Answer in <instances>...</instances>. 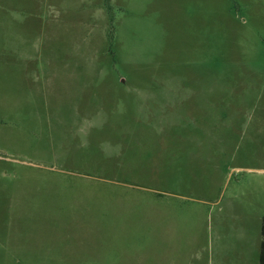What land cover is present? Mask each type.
<instances>
[{
    "label": "rangeland",
    "instance_id": "rangeland-1",
    "mask_svg": "<svg viewBox=\"0 0 264 264\" xmlns=\"http://www.w3.org/2000/svg\"><path fill=\"white\" fill-rule=\"evenodd\" d=\"M264 0H0V264H259Z\"/></svg>",
    "mask_w": 264,
    "mask_h": 264
},
{
    "label": "trees",
    "instance_id": "trees-1",
    "mask_svg": "<svg viewBox=\"0 0 264 264\" xmlns=\"http://www.w3.org/2000/svg\"><path fill=\"white\" fill-rule=\"evenodd\" d=\"M262 243H261V256H260V264H264V219L262 223Z\"/></svg>",
    "mask_w": 264,
    "mask_h": 264
},
{
    "label": "crops",
    "instance_id": "crops-1",
    "mask_svg": "<svg viewBox=\"0 0 264 264\" xmlns=\"http://www.w3.org/2000/svg\"><path fill=\"white\" fill-rule=\"evenodd\" d=\"M261 126H264V122L260 123ZM262 243V242H261ZM260 256H261V249H260ZM260 264V263H259Z\"/></svg>",
    "mask_w": 264,
    "mask_h": 264
}]
</instances>
